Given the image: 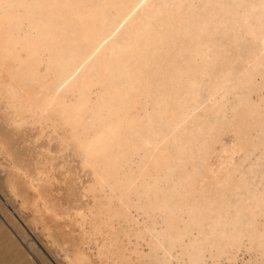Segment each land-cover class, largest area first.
Here are the masks:
<instances>
[{
    "label": "bare ground",
    "instance_id": "1",
    "mask_svg": "<svg viewBox=\"0 0 264 264\" xmlns=\"http://www.w3.org/2000/svg\"><path fill=\"white\" fill-rule=\"evenodd\" d=\"M28 1L0 0L6 125L50 137L57 155L68 152L81 171L89 168L91 194L112 189L123 196L118 226L135 201L149 229V253H136L137 260L217 264L240 248L264 259V100L253 105L235 93L227 109L230 97L223 103L228 91L218 80L226 84L228 71L216 74L238 47L264 85V0H132L123 17L108 3L95 23L88 13L75 14V0ZM35 85L42 91L32 92ZM210 97L218 100L210 105ZM251 126L257 134L249 143L242 134ZM226 132L244 145L222 151L217 173L207 159ZM141 150L130 161L141 176L134 185L120 169ZM14 168L36 193L53 184L51 172L30 177ZM108 232L109 245L122 254L119 232ZM27 257L0 224V264H31Z\"/></svg>",
    "mask_w": 264,
    "mask_h": 264
},
{
    "label": "rangeland",
    "instance_id": "2",
    "mask_svg": "<svg viewBox=\"0 0 264 264\" xmlns=\"http://www.w3.org/2000/svg\"><path fill=\"white\" fill-rule=\"evenodd\" d=\"M28 2H26L27 5L30 4V1ZM107 4L119 17H123L124 11L129 12L133 7L132 0H75L74 12L77 16L83 12L88 13L92 17V23H95ZM97 29V24H94L92 27L94 35ZM246 57L241 49L233 47L228 51V58L221 60L216 69L218 75L228 71L226 84L218 80L220 86L224 85V89L228 91L222 100L224 103L226 98L230 97L227 106L232 103L235 93L241 96L245 94L244 96L253 105L264 100L263 81L257 76L260 70L254 67V63ZM249 80L250 89L253 88L251 91H248L246 86ZM96 89L94 88L93 91ZM31 91L37 93L42 91V88L35 85L31 87ZM215 97L208 99L210 105L218 100ZM217 103L219 104V101ZM145 109L143 105L141 113ZM1 112L0 107V165L5 168V172L0 171V224L19 250L24 254L28 253L30 256L27 257L28 261L31 264H123L121 258L124 255V259L132 260L128 262L129 264H153L150 260L143 262L135 258L136 253H141L140 255L143 256L149 253L146 239L149 233L148 220L141 210L134 208L135 201L132 199L130 204L128 203L127 223H123L124 225L120 223L118 226L119 221L115 215L119 203L125 201L123 196L112 189L104 195L88 192L87 188L93 180L89 168L84 172L81 171L77 159L70 156L68 152L57 155L58 144L48 136L40 139L37 132L30 128L13 131L4 122ZM246 132L242 134L243 139L252 143L257 134L256 130L251 126ZM242 137L234 138L230 132L220 135L217 142L211 146L213 150L208 155L210 156L207 159L208 168L219 173L220 163L223 162L220 157L222 151L230 149L235 144L243 147ZM135 153L129 157L125 165L123 164V169H120L122 173H130V178L132 176L135 178H131L134 185L139 182L141 176L138 170L130 169L135 167L130 161L137 160V155H143L144 150ZM14 166L24 170L30 177L37 176L39 172L43 173L40 175L43 178L45 174L51 172L54 177L53 184L42 186L39 193H36L22 177V173L15 171ZM144 166L148 170V165L144 164ZM94 177L102 182L100 176L94 175ZM207 178H205L206 184L210 181V178ZM210 187L212 190L213 187L209 186V190ZM131 198H134L133 195ZM110 228H113L116 233L119 232V238L123 241L122 246L124 245L122 254L117 248L109 245L112 244V234L108 232ZM127 234L130 236L127 237ZM128 238H131L130 241ZM132 252L135 254L133 255ZM233 257V260L223 259L217 264H264V259L259 257V260L255 261L252 252L245 248L234 251ZM206 264H211V261L206 260Z\"/></svg>",
    "mask_w": 264,
    "mask_h": 264
}]
</instances>
